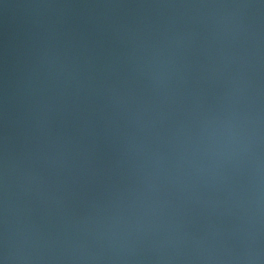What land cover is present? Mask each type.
I'll use <instances>...</instances> for the list:
<instances>
[{"label": "water", "instance_id": "water-1", "mask_svg": "<svg viewBox=\"0 0 264 264\" xmlns=\"http://www.w3.org/2000/svg\"><path fill=\"white\" fill-rule=\"evenodd\" d=\"M0 264H264V0H0Z\"/></svg>", "mask_w": 264, "mask_h": 264}]
</instances>
